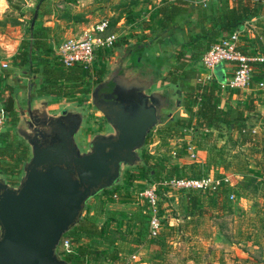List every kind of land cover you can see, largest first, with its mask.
Wrapping results in <instances>:
<instances>
[{"label":"rangeland","instance_id":"374dc122","mask_svg":"<svg viewBox=\"0 0 264 264\" xmlns=\"http://www.w3.org/2000/svg\"><path fill=\"white\" fill-rule=\"evenodd\" d=\"M163 1L167 0H0V71L16 72L21 75L22 70H27L26 65L23 68H16L10 65V61L16 57L20 49H26L30 41L29 24L35 10L36 18L32 29L45 31L47 44L52 51L53 47L64 39L75 37L88 25L101 18H107L108 31L115 32L117 37L110 49H96L93 60L94 67L105 69L107 72L112 56H115L117 52L120 54L127 46L131 48L130 45L123 47L125 40L119 39L124 29L122 23L127 21L126 24L131 23V27H138L133 29L138 33L133 32L129 35L135 36L128 40L129 43L137 39L139 41L148 39L142 51L131 49L133 50L130 55L132 67L143 66L154 69L153 63L158 62L156 54L160 52L165 59L164 71L169 70V67L174 66L175 60L171 54L184 48L181 39L178 40L180 43H177L176 39L172 45L168 43L167 36H159L152 40V35L142 32V24L152 18V8ZM120 18L123 22L118 25ZM262 35L264 36V25H262ZM262 53L264 54V49ZM127 54L128 52L125 55ZM177 61L180 60L177 59ZM2 64L6 67L3 68ZM261 69L264 70L257 67V70H254L257 72H252L253 77L256 78ZM187 71L184 75L185 79L182 78V74L177 85L172 88V92L178 91L172 98L183 101L185 99L183 91L188 88L186 84L194 86L196 80L200 79L201 70L188 68ZM215 71L217 73L220 71V65L215 67ZM31 75L35 76L32 80V101L33 99L45 100L47 111L51 114L60 112L62 109L80 111L82 121L74 136L80 150L86 149L87 142L93 134L104 133L109 129L101 112L89 102V92L96 81L89 84L87 94L73 95L71 98L64 99L39 95L37 93L38 74L30 72L28 77ZM166 77H169V74L165 72L161 78L166 79ZM261 78L264 81V75ZM255 80L252 78L251 82ZM253 85L254 83H250V86L253 87ZM226 91L224 90L223 93L226 94ZM232 91H237V96L229 104L231 108L235 107L231 117L243 131H233V135L229 136L230 131L224 124L215 125L212 128L192 125V129H187L188 131L183 129V134H187L189 140L195 145L198 152L196 159L200 160L203 157L207 162V170H199L200 174L229 176L234 181V186L224 187L217 193L188 191L189 194L187 191L158 186L156 194L162 229L157 238L147 237V210L139 193L152 181L158 182L165 175L179 174L176 166L164 167V163H162L164 168L160 166L162 160L168 161L164 155L171 142L164 134L158 135L157 129L160 126H154L149 132V135L152 133L151 137L146 138L143 146L138 150L140 159L146 160L148 165L143 163L122 167L116 190L113 192L112 187L100 191L91 196L85 204L87 208L83 209L81 216L96 222L99 226L102 225L107 231V235L99 238L98 243L93 242L96 239H92V247L96 249V253H93V258L88 260L89 264H137L139 259L131 260L128 256L138 251L137 255L141 259L149 258L152 264H264V182L257 176L249 177V174L253 173L251 170L255 168H258V171L264 170V88L252 89L249 92L253 96L261 94L258 99L256 98V102L260 105H257L259 109L252 102L255 97L249 98L247 90ZM84 98L86 101L82 102ZM241 101L244 106L238 112L236 106L238 107ZM1 105L7 109L5 101H1ZM13 125L12 122L8 123L2 132L5 133L11 129L12 138L15 141H22L14 132ZM252 129L255 131L252 132ZM199 151H203L202 154ZM156 162L159 171L156 170V174L146 173L148 170L152 171L150 168L154 169L152 165ZM188 163V168L182 174L196 173L193 166L196 163L191 160ZM19 175L15 177L16 181ZM0 176L3 178L1 174ZM128 177L131 179L128 180ZM241 188L245 189L244 193L252 194L251 213L257 207L258 214L240 213L241 215H238L226 212L228 205L233 206L235 201L243 196ZM118 193L128 201H118ZM228 194H232L233 198L228 199ZM187 196L197 198L188 216L185 200ZM156 241L161 242V248L156 246ZM142 245L146 246L145 249ZM70 264L74 263L70 262Z\"/></svg>","mask_w":264,"mask_h":264},{"label":"water","instance_id":"95a60500","mask_svg":"<svg viewBox=\"0 0 264 264\" xmlns=\"http://www.w3.org/2000/svg\"><path fill=\"white\" fill-rule=\"evenodd\" d=\"M35 18L36 10L29 32ZM132 51L108 67L103 80L111 81L112 91L105 107L94 102L100 83L89 92L90 104L109 129L93 134L85 150L74 139L80 111L51 114L43 99L27 100L30 115L16 109L14 132L27 145L28 157L15 184L0 176V264H69L56 246L79 221L87 200L117 185L122 167L144 163L138 150L149 131L171 117L179 100L168 85L156 89L155 68L132 67Z\"/></svg>","mask_w":264,"mask_h":264},{"label":"trees","instance_id":"16d2710c","mask_svg":"<svg viewBox=\"0 0 264 264\" xmlns=\"http://www.w3.org/2000/svg\"><path fill=\"white\" fill-rule=\"evenodd\" d=\"M215 1L217 9L211 16L204 15L205 11L201 4L199 6L196 5L194 9L198 13L203 11L200 12L199 18L192 23L188 19L190 17L189 12L193 8L190 0L163 1L151 10L152 18L145 21L142 24V28L152 30V40L162 34L171 36L172 32L184 34L183 41L186 45H192L197 51L198 49L204 51L212 43L216 42L222 34L239 28L244 20L264 13V3L261 0H231L230 3H228V0ZM204 20L205 23L203 22ZM29 36L30 41L26 45V49H20V52L10 61V64L16 68H23L26 65L27 70L38 74L39 85L37 93L39 95L68 99L73 95L83 96L89 92V84L91 82V73L89 71L80 65L63 68L47 44V36L43 29H32L29 32ZM257 67L264 68V62L256 63L254 70H257ZM104 72L105 69L93 68L92 73L96 82L100 80ZM254 72L256 73L257 71ZM220 74L221 72L218 73L219 79ZM263 75L264 70L261 69L256 78L253 75L252 78L257 81ZM232 92L236 93L237 91L228 89L226 94ZM81 101L86 100L84 98ZM220 101L221 90L217 84V78L204 84L193 86L184 101L186 117H174L163 124L162 135L164 134L168 138H175L182 136L183 129H187L190 126L192 128V125L211 128L217 125L218 122L226 125L229 131H240V126L231 117L232 110L235 107L231 108L227 102H223L224 105L219 106ZM191 121L194 122L190 124ZM0 134V174L9 184L13 185L17 182L15 177L20 174L21 166L28 157V147L23 141H15L12 138L11 129ZM144 163L148 165L146 160H144ZM152 166H154V169L150 168L152 171L148 170L146 173L156 174V170H158L157 162L153 163ZM159 169L162 170L161 167ZM199 175L200 171L189 174L179 172L178 175L169 174L165 176L195 177ZM253 176L254 173L249 174V177ZM130 177H128V180L131 179ZM114 190H116V185L113 186V192ZM113 192L112 195H114ZM117 200L120 202L128 201L121 194L118 195ZM185 200L188 214H191L197 198L195 196H187ZM106 235L107 231L102 225L99 226L96 222L81 216L79 221L60 238L69 240L73 252L65 254L57 250L56 252L69 264L70 262L74 264H89L88 260H91L93 253H96V249L92 247V239H96L93 242L98 243L99 238H103Z\"/></svg>","mask_w":264,"mask_h":264},{"label":"built area","instance_id":"2783aa9c","mask_svg":"<svg viewBox=\"0 0 264 264\" xmlns=\"http://www.w3.org/2000/svg\"><path fill=\"white\" fill-rule=\"evenodd\" d=\"M108 19L101 18L85 28L79 35L69 37L61 41L56 47H53V55L63 68L73 65H80L91 73L90 83L95 81L92 73L94 52L96 49H110L116 40L115 32L108 31ZM243 32L242 25L223 35L206 48L200 55V65L203 69V76L200 84L209 82L214 79L213 69L224 63L232 65L231 73L223 80H217V84L221 91L224 90H260L264 88V81L257 80L253 87L250 86L252 81V72L256 63L264 62L262 54H246L239 50V36ZM3 68L5 64L1 65ZM6 125V112L0 105V133ZM243 131V129H241ZM169 152L172 158L177 157L178 150L183 152L189 160L195 159L196 150L191 141H186L184 145L178 146ZM150 153V152H149ZM234 181L229 176H217L209 173H202L199 176H164L158 182L152 181L148 186L139 193L145 203L147 210L146 234L149 238L158 236L162 229L161 218L158 209V196L156 194L157 187L165 189H176L183 191H200L208 193L220 192L224 187H233ZM233 195L228 194V199H232ZM56 250L60 253L73 252L70 242L67 238L60 239ZM137 252L128 256V259L137 260Z\"/></svg>","mask_w":264,"mask_h":264},{"label":"crops","instance_id":"0c3cea01","mask_svg":"<svg viewBox=\"0 0 264 264\" xmlns=\"http://www.w3.org/2000/svg\"><path fill=\"white\" fill-rule=\"evenodd\" d=\"M167 1H173V0H167ZM190 1H191V5H192L191 7H193V8L189 12L190 17L188 19H189V21L191 23L194 22L197 18H199L200 12L203 11V10L199 11V13H198L197 10L194 9V7H196V5H198V6H199V4L202 5L201 7H203V9L205 11L204 15H210L211 16V15H213L214 11H216V9H217L215 0H190ZM230 2H231V0H228V3H230ZM261 2L264 3V0H261ZM112 13H113V11H112ZM120 22H123L122 18H120V20H119V22L117 24L118 25L121 24ZM203 22L205 23V20ZM126 23H127V21L122 23L124 29L122 30V33L119 36V39H121L123 41L125 40V45L123 47H125L127 45L131 46V48L129 46L125 47L126 48L125 52L126 53L130 52L131 49H135V48L138 49V51H142V48H140V46L144 45V47H145V45L147 44V40L148 39L147 38L146 39H142L141 41H139L137 39V40L132 41V42L129 43L128 40H130L131 37L135 38L134 35L131 36V37L129 35L131 33H133V32L138 33L137 31L133 30V29H137L138 27L137 26L131 27V23H130V25L126 24ZM90 25H88L87 27H89ZM241 25L243 27V32H241V34L239 36V42H238L239 50L241 52H243V53H246V54H254V53L257 54L258 53V54L264 55L262 53V50L264 49L263 48L264 47V36L262 35V25H264V13L260 14V15H257V16H252V17L244 20ZM206 26H208V24H206ZM87 27H85V28H87ZM142 32H143V34H150L151 35L152 30L150 31L148 29H143ZM139 34L141 35V33H139ZM226 34H228V33H226ZM226 34H222L221 36L226 35ZM163 35L168 37L167 41H168L169 44H172V45L174 44L173 41L176 42V39H177V43H178L179 42L178 40L181 39V43L183 42L182 45H184V48L183 49L180 48L179 51H175L174 53L171 54L172 58L175 59L174 62H173L174 66L173 67L171 66V68L169 67V70L167 69L166 71H164L165 68L163 67V64L165 63L164 62L165 59L163 58L162 55H160V52H158L156 54V55H158L157 56L158 57V62L156 64L153 63V66L155 65V70L158 71V75H159L158 80L156 81V86H155L156 89L168 85L171 88V90H172V88H174V85H177V82H178V80H179V78H180V76L182 74H183L182 78L185 79L184 75H186V73L188 72L187 71L188 68H194L196 70H201L200 79L196 80V83H195L194 87L196 85H199L200 84L199 82H201V79H202V76H203V70H202V67H201L200 61H199L200 55L203 52V50L202 49H198V51H197L196 49L193 48L192 45H186V43L184 41H182L184 39V37H185L184 34H181V33H178V32L177 33L172 32L171 36L162 34V35H160V37H162ZM119 48H118V51H119ZM123 56H125V54ZM123 56H121L117 52V54L115 56H112V60H115V59L118 60L119 58H122ZM160 56H162V57H160ZM182 57H183V59H182ZM177 59H179L180 61L182 60V61L181 62L177 61ZM124 65L126 66V64H124ZM170 69H173V70H170ZM231 69H232V65L231 64L224 63V64L220 65V71L219 72H221L223 77L226 78V77H228L230 75ZM165 72L167 74H169V77H166V79L165 78H161L162 74H164ZM212 73H213L214 77L217 78V80H221V79L218 78L219 75L215 71V68L213 69ZM221 74H220V76H221ZM18 77H19V74L16 73V72L8 73L6 71H0V105H1V101H5V104L7 106V109H4L5 112H6L5 129H6V126L8 125V123L11 124V122H12V123L15 124L16 120L11 118V114L12 113L13 114L16 113V115H17L16 109L18 107H20L18 99H16L15 96L13 97L14 99H12V97L10 96L11 95L10 93L12 92L11 90H13L15 82L18 81L17 80ZM160 82H161V84H160ZM255 82L256 81H253L251 83L253 84ZM202 84H204V83H202ZM186 85H188V88H186V90L183 91L185 99H186V96L188 95L189 91L193 87L190 84H186ZM250 90H252V89H250ZM250 90H247L249 98L253 99L255 97L254 100H252V102H254L256 106L257 105L260 106L259 103L256 102V98L258 99L261 94L253 96L252 93H249ZM16 91H18V92H16V94L18 95L19 92H20L19 88L16 89ZM180 92H182V91H180ZM223 92L224 91H221V101L219 103V106L224 105L223 102H227L228 104H230L231 100H233L237 96V94L235 92H232L230 94H225ZM173 99H174V97H173ZM185 99L183 101L179 100L178 106L174 109L173 112H171V117L168 118L163 124H165L170 119H173L174 117H180V118L186 117V108H184ZM180 101H182V102H180ZM248 102H249V100H248ZM246 104H248V103H246ZM243 106H244L243 102L241 101L240 105L238 107L236 106V110L238 112H240L241 109L243 108ZM258 109H259V107H258ZM193 122L194 121H191L190 124H192ZM163 124L158 125V126H160L157 129L158 130L157 131L158 135H161V133H162ZM221 124L222 123L218 122L217 126L221 125ZM13 129H14V125H13ZM187 129H192V128L190 126ZM254 131H255V129H252V132H254ZM11 132H12V130H11ZM151 135H152V133H150V135L148 133L146 138H148L149 136L151 137ZM232 135H233V131H230L229 136H232ZM158 138L161 139V137H159V136H158ZM166 138H167V140H169L171 142V145L168 147L166 155H164V157L165 156L167 157L168 161L166 162V161L162 160L161 163H160V166H162V168H164L166 166H169V165L176 166L178 168L177 170L182 173L188 168V164H189L188 162L190 160H188V158H186L185 154L182 153L179 150L177 152V157H175V158H172L170 156L169 152L172 151L173 149L179 148L178 147L179 144L180 145H184V143L189 140V136L184 133L182 136H179V137H175V138L166 137ZM157 141H156V143H157ZM180 142H184V143H180ZM153 144H155V142H153ZM195 150H197V149L195 148ZM199 152H200V154H202L201 152H203V151H199ZM196 153L198 155V152H196ZM191 161L196 163L195 165H193L195 171H199V170H203V169L207 170L208 165H207V162L203 159V157H202V159L198 160V159H196V156H195V159H193ZM162 163L165 164L164 167H163ZM167 163H168V165H167ZM189 167H190V165H189ZM205 170H203V171H205ZM258 170H259L258 168H255V170H251V171H253V173L256 174V175H254L255 177L257 176L258 179H261L264 182V170L263 171H258ZM257 174H259L260 176L257 175ZM184 177H187V176H184ZM243 191L244 190H241V192H243ZM246 193L247 192H245V193L243 192V196H241V198H239L237 201H235L233 206L230 207L228 205L227 208L225 209L226 212H228V213L233 212L234 214H238V215H241L240 213H242V214L248 213V215H251V214L253 215V214H256V213L258 214L259 212H258V208L257 207L254 208L253 209L254 210L253 213H251V211H252V207L251 206L253 204L252 200H251L252 199V194L251 193L250 194H246ZM86 208H87V206H86ZM249 209H250V211L248 212ZM188 215L189 214H187V216ZM170 219H172V217H170ZM160 232H159V234H160ZM159 234H158V236H159ZM160 244H161L160 241H156V246L158 248L162 247V245H160ZM156 246L153 247V248L155 249ZM144 247H146V246L142 245L143 249H145ZM146 249L149 250L148 248H146ZM138 253H139V251H138ZM137 257H138L137 260L139 259L137 264H152L151 263L152 261L149 258L148 259L147 258L141 259V257L138 256V255H137Z\"/></svg>","mask_w":264,"mask_h":264},{"label":"flooded vegetation","instance_id":"af4514ba","mask_svg":"<svg viewBox=\"0 0 264 264\" xmlns=\"http://www.w3.org/2000/svg\"><path fill=\"white\" fill-rule=\"evenodd\" d=\"M124 54H126L125 50H122L120 52V55L123 56ZM121 70V69H120ZM106 72V70H105ZM105 72L103 73L102 77L100 78V80H98L93 86L92 88L100 83L98 89L95 91L94 93V102L97 104V105H101V106H106V103H107V99H106V95L108 94H111V91H112V83L111 81H108V82H105L103 79H104V76H105ZM122 71H119L118 73H121ZM28 75H30V71L29 70H22V73L21 75H19L18 77V81L15 82V85L13 87V90H11L12 92L10 93L12 99H14L13 97L15 96L16 99H18V102H19V105L20 107H22L24 109V112H25V115H30L29 112L27 111V107H26V103H27V100L31 101L32 100V85H33V82L32 80L35 78L34 75H31L30 77H28ZM112 78H114L112 76ZM19 88V94L17 95L16 92V89ZM91 88V89H92ZM110 99H112V95L110 97ZM19 107V108H20ZM11 118L17 120V115L16 113H12L11 114Z\"/></svg>","mask_w":264,"mask_h":264}]
</instances>
